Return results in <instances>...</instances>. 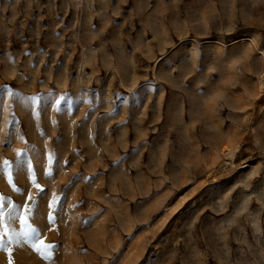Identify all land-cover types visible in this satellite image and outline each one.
Wrapping results in <instances>:
<instances>
[{
    "label": "rangeland",
    "instance_id": "rangeland-1",
    "mask_svg": "<svg viewBox=\"0 0 264 264\" xmlns=\"http://www.w3.org/2000/svg\"><path fill=\"white\" fill-rule=\"evenodd\" d=\"M0 209V264H264V0H0Z\"/></svg>",
    "mask_w": 264,
    "mask_h": 264
},
{
    "label": "snow or ice",
    "instance_id": "snow-or-ice-1",
    "mask_svg": "<svg viewBox=\"0 0 264 264\" xmlns=\"http://www.w3.org/2000/svg\"><path fill=\"white\" fill-rule=\"evenodd\" d=\"M65 96H61L59 99L56 100V103L59 104L61 102V100H64ZM32 102H38V98L37 97H31ZM5 165H8V162L5 161ZM36 187L38 189H40L41 192H43L44 190L41 188V186L37 183ZM29 201L32 200V197L29 195L28 197ZM49 208H51V204H49ZM0 217H3V210L0 209ZM48 220L50 223H54L55 222V218L53 216V214L50 212L48 214ZM29 230L27 232H23L20 235L23 236L25 242L27 241H32V246L33 248L37 251V252H41L40 248L36 247V241L39 240L40 238V233L39 230L37 228L32 227L31 225L28 226ZM3 247V244L0 243V248ZM54 246L51 244L45 245V248L48 250H51ZM42 256H44V253H41ZM45 258H47L45 256ZM9 264H12V260H11V254L9 255Z\"/></svg>",
    "mask_w": 264,
    "mask_h": 264
},
{
    "label": "bare ground",
    "instance_id": "bare-ground-1",
    "mask_svg": "<svg viewBox=\"0 0 264 264\" xmlns=\"http://www.w3.org/2000/svg\"><path fill=\"white\" fill-rule=\"evenodd\" d=\"M254 45V44H253ZM238 146H232V147H227L222 151L221 158H222V164L223 165H229L232 164L235 160V156L238 151ZM221 164V165H222ZM246 165V164H245ZM244 165V166H245Z\"/></svg>",
    "mask_w": 264,
    "mask_h": 264
}]
</instances>
